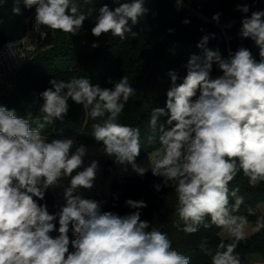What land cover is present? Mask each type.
Returning <instances> with one entry per match:
<instances>
[{"label":"clouds","instance_id":"9594fccd","mask_svg":"<svg viewBox=\"0 0 264 264\" xmlns=\"http://www.w3.org/2000/svg\"><path fill=\"white\" fill-rule=\"evenodd\" d=\"M113 2L118 4L114 10L107 4L99 8L92 35L99 38L110 33L123 40L125 33H131L137 37L133 26L149 12L145 0ZM176 2L180 5L182 0ZM21 4L26 9L35 7L33 27L41 39L48 35L41 31L42 26L76 36L88 18L72 0H13V15L23 14ZM236 10L247 14L250 6L237 4ZM220 16L217 12L212 20L219 24ZM241 25L239 35L259 48V61L246 47L224 58L219 50L206 47L210 36L204 35L197 44L203 55H190L183 65L186 75L182 82L177 84L178 73L169 71L171 87L165 107H155L149 119L154 131L159 124L160 144L149 167L136 163L141 151L140 129L118 122L136 91L127 76L112 88L93 85L87 77L50 80L51 87L39 93L42 120L18 116L15 109L0 105V264L191 262L172 247L167 233L141 220L145 201L127 199L125 205L135 211L119 215L102 211L101 202L80 194V189L93 188L99 162L92 160L85 166L88 149L83 144L75 146L72 138L49 142L41 134L46 125L67 114L69 99L90 108L88 116L95 121L92 137L102 142L100 151L123 166V172L130 165L143 176L150 168L153 176L163 178L162 184L154 185L156 191L175 189L176 215L184 222V233L194 234L201 225L210 227L205 222L210 217L211 224L229 234L233 242L221 241L211 264H241L234 253L238 242L246 239L248 220L233 214L239 212L244 198L238 195L239 188L230 191L229 184L241 171L252 187L264 182V10L244 15ZM98 46V42L91 44ZM214 64L222 73L216 77L211 75ZM163 116H167V129L160 123ZM64 178H70L66 187L61 183ZM58 187H63L64 204L49 213L47 204L40 201L45 200L48 189ZM230 198H234L233 204ZM247 211L254 214L251 207ZM206 245L203 240L201 248Z\"/></svg>","mask_w":264,"mask_h":264},{"label":"trees","instance_id":"16d2710c","mask_svg":"<svg viewBox=\"0 0 264 264\" xmlns=\"http://www.w3.org/2000/svg\"><path fill=\"white\" fill-rule=\"evenodd\" d=\"M80 13L88 18L83 28L76 36L59 30L48 29L47 38L37 44V52L31 60L20 70L15 89L8 95L0 97V105L15 109L18 116L32 120L42 117L40 110L43 99L39 93L51 87L52 79L69 81L72 78L87 77L93 85L99 84L101 88H112L114 82L127 76L129 83L136 90L125 105L118 122L140 129L141 151L136 162L160 149L159 124L154 131L149 127V119L155 107H165L166 93L171 87L169 71L175 70L181 83L186 75L185 65L192 54L203 55L202 49L197 46L179 41H172L161 57H156L143 35L135 38L131 33H125V39L113 37L110 33L101 37H94L91 28L95 25L99 15V6L94 0H72ZM188 9L199 13L209 20L212 16L221 13L219 24L236 23L244 15H251L252 11L260 10L264 0H187ZM247 3L250 11L247 14L236 10L237 4ZM213 21V20H212ZM93 42L99 46L91 47ZM223 57V56H222ZM253 57L259 61V48ZM226 58V57H224ZM222 73L214 64L211 75L216 77ZM112 81L113 83H109ZM68 112L62 119H56L51 125H46L42 136L50 142L52 139L72 138L79 145L86 147H103L92 137V124L95 122L88 116L89 109H84L69 99ZM167 116L160 118L165 128ZM35 123L32 127H35ZM151 137V140L149 139ZM84 165L88 163L84 160ZM117 164L114 160L104 163V172L110 174ZM163 178L152 175L151 169L143 176L115 177L110 183V195L106 205L101 206L102 211H112L119 215H126L135 209L125 205L127 199L143 200L147 207L141 209V220L148 221L152 228L165 232L172 241V247L181 254L191 258L190 264H211V256L217 251V246L223 241L225 244L233 240L220 236L222 228L211 224L210 217L205 222L210 227L200 226L194 234L182 231L184 222L176 215V193L174 188L162 187L156 191L155 184H162ZM239 188L238 195L244 198L239 212L234 215L247 217L248 222L257 227V230L238 242L235 253L238 254L241 264H250V260L258 255L264 258V214L258 205L264 201V182L256 187L249 185V178L239 172L229 184L230 191ZM234 198H230L233 204ZM49 213L59 210V203L54 194L48 189L45 200ZM251 207L254 214L249 215L247 209ZM59 227L58 221L56 222ZM150 230V229H149ZM57 233H53L56 235ZM73 239L72 232H69ZM203 240H207L205 248H201ZM70 246V251H71Z\"/></svg>","mask_w":264,"mask_h":264},{"label":"water","instance_id":"95a60500","mask_svg":"<svg viewBox=\"0 0 264 264\" xmlns=\"http://www.w3.org/2000/svg\"><path fill=\"white\" fill-rule=\"evenodd\" d=\"M102 7L107 4L111 10L118 6L113 0H94ZM125 2V0H120ZM13 0H4L0 4V47L6 42L16 41L23 37L27 28V19L35 11L20 5L22 15H13ZM148 14L141 18L133 30L143 35L145 42L151 46L156 57H161L172 41L191 43L195 46L204 35L210 39L206 45L211 50H219L221 56L228 57L229 52L234 53L240 47H246L255 53L257 46L250 38L239 35L241 20L233 25L217 24L199 13H194L188 8L177 7L172 0H145ZM260 10H264V5ZM189 23H183L184 20ZM130 23V22H129ZM169 29L173 31L169 32ZM211 34H215L212 38Z\"/></svg>","mask_w":264,"mask_h":264},{"label":"built area","instance_id":"2783aa9c","mask_svg":"<svg viewBox=\"0 0 264 264\" xmlns=\"http://www.w3.org/2000/svg\"><path fill=\"white\" fill-rule=\"evenodd\" d=\"M179 8H187V0H182L177 5L176 0H172ZM35 11L27 19V28L23 37L16 41L6 42L0 47V97L11 93L17 84L18 74L20 70L31 60L37 52V44L40 40L38 32L34 31ZM206 18V17H205ZM229 22L225 25H233ZM41 31L48 33V29L41 27ZM11 45V48L9 47ZM101 206L108 202V197L101 196L98 200ZM251 264H264L263 260L253 261Z\"/></svg>","mask_w":264,"mask_h":264},{"label":"rangeland","instance_id":"374dc122","mask_svg":"<svg viewBox=\"0 0 264 264\" xmlns=\"http://www.w3.org/2000/svg\"><path fill=\"white\" fill-rule=\"evenodd\" d=\"M75 146H79V144L76 142ZM75 146L73 148V151L75 150ZM86 148L88 149V151H87V155L85 156L84 160L88 164L92 160H97L99 162V170L97 172V176L94 181L93 188L90 190L80 189V194L83 195L85 198H91V199H95L98 201L101 196L108 197L110 195V183L115 177H126V176L138 175L134 171H132L130 165L128 166L127 172L122 171L123 166L117 165L110 174L106 175L104 172V163L107 160H114V158L109 157L105 155L102 151H100L102 147H86ZM156 155H157V151H154L136 163L144 167H149V164L155 160ZM69 182H70V178H64L61 181L62 185L65 187L68 186ZM49 190L54 194L56 200L63 205L64 204L63 187L50 188ZM258 207L260 211L264 214V201L260 202ZM255 230H256V227L253 226V224H251L250 222H248L245 228L246 236L253 234ZM220 236L223 238H229V234L224 229L221 230Z\"/></svg>","mask_w":264,"mask_h":264},{"label":"crops","instance_id":"0c3cea01","mask_svg":"<svg viewBox=\"0 0 264 264\" xmlns=\"http://www.w3.org/2000/svg\"><path fill=\"white\" fill-rule=\"evenodd\" d=\"M256 230H257V227H256ZM255 230V231H256ZM264 260V258H262L261 256H258V255H256L255 257H253L251 260H250V264L253 262V261H256V260Z\"/></svg>","mask_w":264,"mask_h":264}]
</instances>
